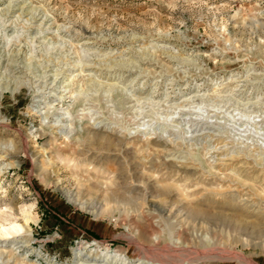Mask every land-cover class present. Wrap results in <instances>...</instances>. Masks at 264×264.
<instances>
[{
  "label": "rangeland",
  "instance_id": "obj_1",
  "mask_svg": "<svg viewBox=\"0 0 264 264\" xmlns=\"http://www.w3.org/2000/svg\"><path fill=\"white\" fill-rule=\"evenodd\" d=\"M10 224L0 264H264V0H0Z\"/></svg>",
  "mask_w": 264,
  "mask_h": 264
},
{
  "label": "bare ground",
  "instance_id": "obj_2",
  "mask_svg": "<svg viewBox=\"0 0 264 264\" xmlns=\"http://www.w3.org/2000/svg\"><path fill=\"white\" fill-rule=\"evenodd\" d=\"M21 229H22L21 225L10 224L7 228L2 229L3 232L2 231L0 232V237H5V236L11 237L12 235L18 233ZM17 243H19V247H22L24 242H17ZM13 248L14 247L12 246L11 249H9V253L12 252ZM92 249L93 248L91 244L90 245L86 244L84 248L82 247V249L78 250L75 253L76 260L74 264H82V263L83 264H132L133 263L132 261L127 260L125 256H122L119 253L114 252L111 254L108 253V251L106 252L101 251V253L96 254V252L94 251L95 252L94 254V252L92 253ZM135 264H145V263L138 261Z\"/></svg>",
  "mask_w": 264,
  "mask_h": 264
}]
</instances>
